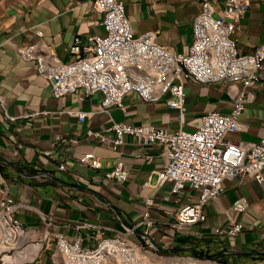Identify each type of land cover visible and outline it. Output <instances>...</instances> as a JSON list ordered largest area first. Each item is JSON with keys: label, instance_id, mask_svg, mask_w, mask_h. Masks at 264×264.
<instances>
[{"label": "crops", "instance_id": "1", "mask_svg": "<svg viewBox=\"0 0 264 264\" xmlns=\"http://www.w3.org/2000/svg\"><path fill=\"white\" fill-rule=\"evenodd\" d=\"M126 13L135 34L149 30L158 33V42L169 44L177 52H186L192 42V22L201 10L200 0H125ZM223 2L216 7L222 14ZM103 15L92 0H0V92L7 110L18 119L10 121L0 112V194L8 189L16 200L25 204L17 217L22 224L35 229L39 237L44 226L42 216H51L54 229L70 239L81 237L86 246H95L96 229L78 228L84 222L97 224L105 236L114 235L123 223H135L146 210L144 199L151 197L154 217L161 223L151 228V235L165 252H201L228 264H255L264 257V181L233 178L225 181V191L208 204L207 219L186 227L180 237L162 224L173 221L182 204L170 194V184H160L158 172L165 159L157 147L142 148L128 144L117 151L87 137V131L103 130L112 122L155 124L175 130L179 126L177 110L158 103L141 102L136 95L125 97V111H102L101 95L83 92L54 98L51 84L37 74L36 64L20 57L19 46L43 38L54 45L63 62H71L75 37L83 39L103 33ZM238 47L252 52L264 42V0H250V7L236 31ZM238 86H206L186 83V116L197 119L209 111L229 112L232 95ZM255 98L246 104L240 117V129L228 138L253 143L264 137V83L248 88ZM71 110H85L89 115L82 123ZM35 112L44 114L29 116ZM78 136L79 143L68 138ZM61 136V140L57 139ZM93 152L102 167L93 170L78 162ZM153 155L152 161L146 156ZM123 160L128 179L119 184L105 178ZM66 161L70 171L58 164ZM197 196L188 192L183 202ZM244 197L248 208L237 214L233 203ZM229 216L243 222V230L232 245L228 237L216 238L215 227L230 225ZM146 228L138 229V234ZM227 249L228 253H225Z\"/></svg>", "mask_w": 264, "mask_h": 264}, {"label": "built area", "instance_id": "2", "mask_svg": "<svg viewBox=\"0 0 264 264\" xmlns=\"http://www.w3.org/2000/svg\"><path fill=\"white\" fill-rule=\"evenodd\" d=\"M94 8L103 15V33L83 39L77 36L71 45L76 58L63 62L54 52L53 43L41 33L33 42L21 45L20 57L36 64L40 78L48 80L54 98L83 92L86 96L101 95L102 111H125V97L134 94L144 103L165 101L178 112V128L171 130L155 124H130L113 121L103 130H88L87 137L117 151L132 144L142 148L157 147L158 156L165 159L158 172L160 184H170V194L182 207L173 221L163 222L176 237L186 227L207 219V206L225 191V181L233 178L264 181V137L257 142L244 143L228 138L240 129V117L246 104L255 98L248 88L264 83V42L252 52L238 47L236 31L250 7V0H200L201 10L192 22V42L186 52H177L169 44L158 42L154 30L135 34L126 13L125 0H92ZM156 2L157 0H149ZM223 2L222 14L216 15ZM202 86H243L232 95L229 112L209 111L197 119L186 116V83ZM0 112L10 121L18 118L7 110L0 92ZM35 112L29 116L44 114ZM69 113L82 123L89 115L85 110ZM61 140V136H57ZM79 143L76 135L68 138ZM152 161L154 156L147 155ZM79 164L93 170L102 167L93 152L79 157ZM70 171L66 161L58 164ZM129 176L126 163L118 160L105 178L124 183ZM197 196L183 202L188 192ZM146 210L140 221L123 223L112 236H105L97 224L84 222L78 228L96 229L95 246H86L81 237L70 239L54 229L51 216H42L43 230L38 237L35 229L25 227L17 214L26 207L5 189L0 194V264H160L158 259H170L151 235V228L161 223L153 216V199H144ZM246 198H237L233 209L246 212ZM230 225L215 227L216 238L228 237L232 245L243 230V222L229 216ZM146 228L138 234V229ZM36 248V250H35ZM225 253L227 249H225ZM255 264H264V257Z\"/></svg>", "mask_w": 264, "mask_h": 264}, {"label": "rangeland", "instance_id": "3", "mask_svg": "<svg viewBox=\"0 0 264 264\" xmlns=\"http://www.w3.org/2000/svg\"><path fill=\"white\" fill-rule=\"evenodd\" d=\"M170 259H158L160 264H223L214 258H201L191 252H169Z\"/></svg>", "mask_w": 264, "mask_h": 264}, {"label": "trees", "instance_id": "4", "mask_svg": "<svg viewBox=\"0 0 264 264\" xmlns=\"http://www.w3.org/2000/svg\"><path fill=\"white\" fill-rule=\"evenodd\" d=\"M193 255L197 257H201V258H211L208 254L201 253V252H194ZM218 261H220V263H223V264H228L225 260L219 259Z\"/></svg>", "mask_w": 264, "mask_h": 264}, {"label": "water", "instance_id": "5", "mask_svg": "<svg viewBox=\"0 0 264 264\" xmlns=\"http://www.w3.org/2000/svg\"><path fill=\"white\" fill-rule=\"evenodd\" d=\"M173 252H177L176 250H173Z\"/></svg>", "mask_w": 264, "mask_h": 264}, {"label": "bare ground", "instance_id": "6", "mask_svg": "<svg viewBox=\"0 0 264 264\" xmlns=\"http://www.w3.org/2000/svg\"><path fill=\"white\" fill-rule=\"evenodd\" d=\"M35 250H36V248H35Z\"/></svg>", "mask_w": 264, "mask_h": 264}]
</instances>
